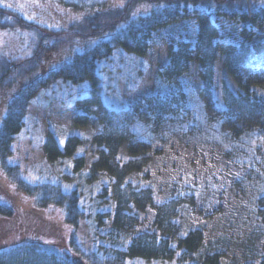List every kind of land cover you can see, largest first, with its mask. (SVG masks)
<instances>
[{"label":"rangeland","instance_id":"1","mask_svg":"<svg viewBox=\"0 0 264 264\" xmlns=\"http://www.w3.org/2000/svg\"><path fill=\"white\" fill-rule=\"evenodd\" d=\"M93 1L0 0V5H11L7 8L40 26L67 29L81 22ZM109 1L115 6L124 2ZM154 6V3L144 2L133 14ZM93 8L98 10L96 5ZM14 18L12 14L3 15L4 24H0V63L5 67L9 63L7 76L0 86V121L12 93L29 81V77L20 81V75L11 65L26 70L33 66L34 77L43 76L85 43L96 42L93 38L90 42L76 43L64 36L48 37L44 43L51 51L34 58L33 52L38 49L39 53L43 43L41 32L21 26ZM217 22L220 41L238 42L241 23L222 19ZM197 31L195 20L175 22L154 33L144 56L118 50L114 58L101 59L103 102L126 107L138 101L150 90L158 69L167 63V46L178 40L191 42ZM256 40L261 44L264 42V29L256 35ZM30 56L32 62L26 61ZM11 59L17 61L9 62ZM212 71L209 78L204 79L195 70L191 80L194 96L205 118L216 116L224 108V85L233 92L237 88L222 56ZM258 73H264V64L239 70L244 77ZM8 81L15 84L10 95L5 85ZM254 92L264 94V86L254 88ZM87 94V82L76 84L57 80L41 89L28 106L26 126L12 142V155L8 158L9 163L19 165L27 181L35 182L40 177L63 179L60 174L65 172L68 163L61 164L62 171L58 170V165L48 163L38 137L44 138L51 132L60 144L68 136L87 138V143L80 149L83 160L78 171H90V178L83 180L85 187L102 182L106 187V198L91 205L90 215L80 221L77 232L86 248H92L96 238L89 229L90 223L97 234L118 228L127 243L139 232H154L157 207L170 198L180 197L185 202L184 237L201 233L204 242L211 244L208 253L217 254L222 264H258L263 255L264 240V222L258 213V198L264 180V142L251 130L254 125L261 124L260 119L234 117L226 123L224 130L229 132H225L227 136L224 137L212 133L203 119L164 114L160 119L149 116L144 122L146 132L142 134H117L104 127L94 106L84 102L78 104L79 98ZM143 113L147 114V111L143 110ZM73 172L72 165L68 166L66 173L71 175ZM63 181L70 183L66 179ZM122 192L129 199L117 211V195ZM0 198L22 207L34 204L33 196L20 192L2 174ZM40 212L44 219L63 224L62 234L69 237L71 228L63 221L62 207L51 205L41 208ZM22 237L23 233L14 230L0 239V244L12 245Z\"/></svg>","mask_w":264,"mask_h":264},{"label":"trees","instance_id":"2","mask_svg":"<svg viewBox=\"0 0 264 264\" xmlns=\"http://www.w3.org/2000/svg\"><path fill=\"white\" fill-rule=\"evenodd\" d=\"M144 2L155 6L134 15L133 11ZM95 5L98 10H94ZM90 7L83 12L81 22L67 29H56L40 26L21 13L0 5V24H4L3 15L12 14L21 26L41 32L43 43L39 53L38 49L33 52L34 58L51 51L44 43L48 37L64 36L76 43L96 39V42H87L71 52L67 60L43 76L34 77L33 66L26 70L11 65L20 75V81L26 77L29 81L12 93L0 121V175L20 192L33 196L34 204L22 207L0 198V239L14 230L24 234L12 245L0 244V264H222L217 254L208 253L211 244L204 242L201 233L182 235L185 202L180 197L170 198L157 207L154 232H139L127 243L118 228L97 234L90 223L89 229L96 238L92 248H86L77 232L80 221L90 215L91 205L106 198V187L102 182L85 187L83 180L90 178V171H78L83 160L80 149L87 143L86 137L68 136L63 144L58 143L51 132L44 138L38 137L47 162L58 165L59 171L65 168L63 175L60 174L63 179L40 177L35 182L27 181L19 165L9 163L8 158L12 155V142L26 126L32 99L57 80L76 84L87 82L88 94L79 98L78 104L84 102L94 106L104 127L112 133L142 134L146 132L144 122L149 116L160 119L164 114L172 117L182 114L198 121L205 120L212 133L226 137L225 132L229 130L224 128L230 119L255 116L261 124L254 125L251 131L264 142V94L254 92V88L264 86V73L248 77L239 74L241 67L264 64V42L259 43V38L255 42L256 35L264 29V0H124L122 5L116 6L109 0H94ZM187 19L198 23L196 37L191 42L178 40L167 46V63L155 73L148 92L126 107L103 102L101 59L114 58L118 50L142 57L156 31ZM218 19L241 23L238 42L219 40ZM103 35L106 36L101 37ZM220 56L237 88L233 92L224 85V108L216 116L205 118L193 93L192 75L197 70L199 76L209 78ZM32 60V56L26 59ZM16 61L11 59L9 62ZM6 67L0 63V86L7 76L9 63ZM5 85L10 95L15 84L8 81ZM66 162L68 165L60 167ZM70 165L74 171L71 175L66 173ZM65 179L70 183H64ZM261 189L258 213L264 222V180ZM117 197L116 210L119 211L120 205L129 198L123 192ZM51 205L62 207L63 221L71 228L68 238L62 234L63 224L48 221L41 215L40 209ZM262 249L258 264H264V240Z\"/></svg>","mask_w":264,"mask_h":264},{"label":"snow or ice","instance_id":"3","mask_svg":"<svg viewBox=\"0 0 264 264\" xmlns=\"http://www.w3.org/2000/svg\"><path fill=\"white\" fill-rule=\"evenodd\" d=\"M7 7H11V5H6Z\"/></svg>","mask_w":264,"mask_h":264}]
</instances>
